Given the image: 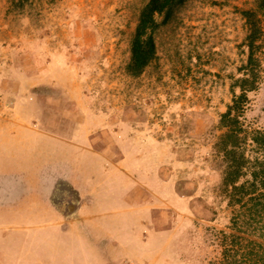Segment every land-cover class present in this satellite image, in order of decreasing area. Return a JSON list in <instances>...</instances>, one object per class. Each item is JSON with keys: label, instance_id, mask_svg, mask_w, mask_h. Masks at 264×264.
I'll return each instance as SVG.
<instances>
[{"label": "rangeland", "instance_id": "1", "mask_svg": "<svg viewBox=\"0 0 264 264\" xmlns=\"http://www.w3.org/2000/svg\"><path fill=\"white\" fill-rule=\"evenodd\" d=\"M148 1L0 0V168H24L20 210L50 196L41 178L64 157L58 143L22 125L32 124L96 151L74 152L72 183L87 190L86 214H105L108 241L121 245L103 257L86 238L107 239L91 230L95 220L74 215L72 230L55 215L22 217L6 207L0 227L34 229L0 231V264H264V213L243 227L239 214L247 207L228 205L215 150L224 132L220 116L239 93L248 60L245 11L256 14L260 28L262 77L240 119L247 156L256 149L251 133L264 132L261 0H187L156 31V58L134 77L127 72L130 45ZM54 196L77 198L63 184ZM251 245L258 255H244Z\"/></svg>", "mask_w": 264, "mask_h": 264}, {"label": "trees", "instance_id": "2", "mask_svg": "<svg viewBox=\"0 0 264 264\" xmlns=\"http://www.w3.org/2000/svg\"><path fill=\"white\" fill-rule=\"evenodd\" d=\"M186 2L187 0H149L144 5L131 40V57L127 65L130 75L140 76L155 60L157 50L154 34L162 25L169 23L176 10ZM260 6L264 7V0L260 1ZM243 14L249 24L246 38L248 60L243 76L236 81L239 93L233 91L231 105L220 116L219 127L224 132L215 144V150L223 168L222 192L228 205L247 207V212L239 214L244 227L254 225L256 218L264 213V132L255 130L251 133L250 139L256 149L251 156H247L245 148L249 135L240 119L250 103L249 94L259 89L262 77L257 54L260 28L256 14L252 11H245ZM251 246L252 249L244 255H258L254 253L253 245ZM245 250L246 248H239L236 253Z\"/></svg>", "mask_w": 264, "mask_h": 264}, {"label": "crops", "instance_id": "3", "mask_svg": "<svg viewBox=\"0 0 264 264\" xmlns=\"http://www.w3.org/2000/svg\"><path fill=\"white\" fill-rule=\"evenodd\" d=\"M21 122L23 123V119H21ZM86 123H87L86 116L83 115V119L80 121V125H84ZM22 125H24V127L32 133L33 137H39L45 143L46 142L48 143L49 141L58 143L57 147L60 148L59 152L63 153L64 157L61 159L62 160L61 162L60 161L58 162L60 166L57 164L58 166L56 165V167H54L53 170L49 172L50 174L48 173L46 179H44V177L41 178L43 181L45 180L49 181V185H50L49 191H51L50 196L42 195L40 199H38V197H35V202L37 204L33 208H29L26 213L20 210L21 203L25 202L27 199V197L24 196L25 193L24 192L21 193V191L24 190V186H22V184H25V185L27 184V178H24L25 175H23V173H20V172H25L24 168L21 167L19 173H14V174L10 173L5 168H0V218L5 216L4 215L6 212L5 210H6V207H8L10 208L9 212L13 211L16 213H20L22 214V217L26 215L33 216L34 214L38 216L45 215V214L55 215L57 217L56 223L58 225L70 223L72 226L71 228L72 230L75 229V226H74L75 224L72 219V216L74 215L79 216L80 218L79 220H84V221L92 220V222L95 220L96 226L93 225L91 230H96L100 234L103 233L104 235L107 236V239L106 237H104L103 239H99L96 235H93V234L91 235V237H89V234L86 232V238L91 241L90 246L93 247L95 251L99 250L100 252H102L101 250L104 249L105 253L102 252L104 255L103 257L107 256L109 258L110 252H112V255L114 253L116 254L119 253L118 250L120 249V246H121L120 243L116 241V238L114 239L113 236H111V243L110 241H108L109 236L111 234H108L105 231L110 230V228L103 226L104 223L103 224L101 223L102 217H104L105 214L96 213L92 215L90 214L87 215L86 210H90V208L92 207L91 202L87 199L86 194H85L87 190L84 186H81V185H80L81 186L80 188L79 187L77 188V186L74 185V183H72L73 181L77 180V175L75 176L77 169H75L74 166L72 167V165L69 164V162H71V160L74 159V152L78 149L81 152L89 151V152H93L97 154L96 151L90 149L88 146H84L83 144L76 143L72 139L62 138L55 134L49 133L48 131H45L41 128H37V127L33 128L30 126L32 124L30 125L22 124ZM84 130L86 131V134L88 135L91 133V130H86V128ZM74 131H76V129ZM2 132L3 130L0 131V134ZM7 134H10V132L7 131ZM13 134L15 135L17 133L13 132ZM93 136L91 135L90 138ZM19 137L25 138V136H19ZM47 153L44 152L45 155ZM46 156H48L47 157L48 160L54 158L52 157L51 154H48ZM80 173H81V177L86 176L85 173L82 174V171H80ZM61 184L66 185L67 187H69L75 192L77 196L75 201H66V202L58 201L57 202L54 200L55 192L57 188L59 187V185ZM15 203H16V206H15ZM70 204L74 205L71 211H69L68 209ZM33 229L34 227L30 225L17 226V227H11L10 225L9 226L7 225L6 227L4 226L0 227V231L4 230L5 233H8L9 231L14 230L15 232L33 234L32 233ZM110 261H112L111 258H110ZM149 264H151V262Z\"/></svg>", "mask_w": 264, "mask_h": 264}, {"label": "water", "instance_id": "4", "mask_svg": "<svg viewBox=\"0 0 264 264\" xmlns=\"http://www.w3.org/2000/svg\"><path fill=\"white\" fill-rule=\"evenodd\" d=\"M69 207H70L69 211H71L73 209L74 205L70 204Z\"/></svg>", "mask_w": 264, "mask_h": 264}, {"label": "bare ground", "instance_id": "5", "mask_svg": "<svg viewBox=\"0 0 264 264\" xmlns=\"http://www.w3.org/2000/svg\"><path fill=\"white\" fill-rule=\"evenodd\" d=\"M68 209H70V207Z\"/></svg>", "mask_w": 264, "mask_h": 264}]
</instances>
